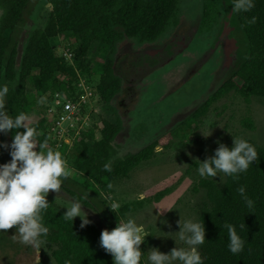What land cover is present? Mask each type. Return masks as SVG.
<instances>
[{"label": "trees", "instance_id": "16d2710c", "mask_svg": "<svg viewBox=\"0 0 264 264\" xmlns=\"http://www.w3.org/2000/svg\"><path fill=\"white\" fill-rule=\"evenodd\" d=\"M179 1L48 0L51 12L45 27L26 29L24 26L36 25L33 17L29 19L36 0H0L3 10L0 19V85L9 88L5 112L10 117L20 112L28 114L31 117L30 125L37 131V144L44 143L48 148L53 138L51 127L55 115L46 113L40 116L45 108L40 100L48 92L60 89L58 73H64L70 79L77 74L76 67L65 57L59 56L52 43L62 34L78 38L79 45L73 49L77 66L91 76L100 74L98 93L105 104L114 110V99L122 86V80L114 70L117 46L127 40H134L139 45L160 41L181 22ZM219 3L220 6L216 0H206L204 31L212 29L218 20L223 2L219 0ZM235 15L249 44L247 47L245 43V55L242 56L240 52V63L229 79L200 111L181 126L200 121L216 101L232 91L247 102L253 96H264V0H254V7L250 11L235 12ZM101 50L106 52V57L98 67L92 69L91 64ZM29 82L33 83L36 95L28 92ZM244 124L251 130L255 129V123L250 118L244 119ZM123 129V122L118 116L115 122L106 119L102 138L94 139L91 146L81 140L73 162L74 169L87 182L107 194L112 192L118 180L128 178L143 162L153 159L157 146L169 148L174 138L171 131L143 149L114 159V145L118 142V136L123 134ZM16 131L23 132L24 129L0 133V141L10 145ZM246 140L258 152V159L253 161L247 172L236 177L227 176L224 187L217 186L210 179L202 181L213 203L212 210L204 211L201 217L206 229L205 242L199 247L203 264H264V146L251 139ZM9 151L0 149V164L10 161ZM106 164L110 165L111 171L105 169ZM196 165L199 166L198 163ZM240 187L245 188L243 194L238 191ZM61 188L76 201L87 192V200L83 201L82 208L93 221L81 228V219L66 221V210L48 201L50 207L44 213L43 222L49 231L42 239L50 246H56L51 247L57 264H65L66 261L70 264H113V257L100 247L102 231H111L128 213L142 209L146 199L125 204L113 212L109 203L89 188L85 181L69 177L62 181ZM165 194L162 192L158 199ZM245 196L254 202L251 209L247 207ZM227 223L235 225L245 241L244 249L239 254L229 251L228 231L224 227ZM141 264H145L143 255Z\"/></svg>", "mask_w": 264, "mask_h": 264}, {"label": "rangeland", "instance_id": "374dc122", "mask_svg": "<svg viewBox=\"0 0 264 264\" xmlns=\"http://www.w3.org/2000/svg\"><path fill=\"white\" fill-rule=\"evenodd\" d=\"M194 1L195 0L179 1L178 7L180 11L179 14L181 13V22L184 20L185 14ZM216 3L219 5V0H216ZM227 3L230 9L229 16L236 17L232 5L233 1L228 0ZM33 8V18L36 20V28L45 27L51 12V6L48 0H36ZM232 22L236 28L233 35L239 40L241 54L244 56L247 50L245 43L247 47L249 44L236 18ZM212 24H210V27ZM219 25V17L212 29H210V27L208 28L210 30L204 31L202 25L201 31L195 40L196 43L205 46L207 44H212L220 32L221 27H219ZM176 29L177 27L171 28L160 41L171 36ZM77 39L78 38L75 36L62 34L53 39L52 43L57 49V54L64 57V47L70 46L72 50L75 49L79 45ZM126 42L139 45L134 40H127ZM197 44L194 46H198ZM105 54L106 52L101 50L100 55L93 60L91 67H94V69L98 67L100 61H103L106 57L104 56ZM66 59L72 64L70 58ZM209 70L210 64L204 69H201L200 72L185 83L182 88L177 89L163 101L156 104L151 110L139 111L134 117L133 122H135V124L129 131L130 136L127 141L120 138L121 141L117 144L115 143L114 159L124 158L130 153L143 149L146 146L147 139L153 135L156 130L158 131L161 129L158 128L163 120L171 115L178 107L184 103H189L193 98L197 97L205 90L210 83H208V81H210L208 80ZM58 77L60 79V76ZM92 78L94 83H100L99 73L93 75ZM162 88V85L155 84L145 96V100L147 102H152L158 97L156 95L159 94ZM28 92L34 95L37 94L32 82H29ZM117 113L118 110L116 107L113 110L107 104L102 106L101 116L107 120L115 122L117 116L120 118ZM150 115L151 117L148 118ZM246 118H250L254 121V130L249 129L244 124V119ZM183 124L185 123H181L170 131L162 133L161 137L172 131L174 138L170 147L163 148L162 146H157L155 157L149 161L143 162L131 172L128 178L118 180L114 184L112 192L109 194L99 191L94 184L87 182L85 178L74 169L72 163L70 165L68 164L70 172L69 177L79 181H85L89 188L99 193L101 198L109 204L116 201L119 202L121 208L125 204L140 200L141 195L144 196V199H146L144 207L128 213L124 219L136 217L137 223L143 222L146 225V230L149 235L145 237V241L140 246L145 264L147 262V255L153 249H158L162 253L167 254L173 248L183 246L182 242L178 240L180 221L182 219L192 218L202 222L201 217L203 212L212 210L213 203L208 197L207 189L202 185L204 179L213 180L219 187H224L226 185L228 177L223 176V174H218L213 178H201L197 173V163L199 165V163H203L205 160L214 157L216 150L221 144L231 149L234 147V140L236 138L251 139L259 145L264 146V96H253L251 101L247 102L240 94L232 91L216 101L211 106L208 114L202 117L200 121L181 126ZM209 126L211 135L206 137L205 135L208 134ZM123 133L125 134V132ZM88 136L93 137L94 132L90 130ZM96 138L101 139V134L99 133L96 135ZM92 144L93 143L89 146ZM162 192H166L165 196L158 199V196ZM74 199V197L68 195L62 188L59 192L50 191L47 196L48 201L55 202L66 211V206L76 202ZM120 208L116 210H120ZM157 208L162 211L167 209L168 211H164L162 215H157ZM82 210L84 211L83 208ZM76 218L81 219L80 217ZM88 219L93 221L89 216ZM17 235H19V233L15 227L6 231L0 230L1 258L5 257L8 253L9 249L7 247L15 243L14 240ZM42 243V247H40L44 248V252L46 253L43 257V262L47 264H57L52 255V251H50L47 246L48 244L45 241Z\"/></svg>", "mask_w": 264, "mask_h": 264}, {"label": "clouds", "instance_id": "9594fccd", "mask_svg": "<svg viewBox=\"0 0 264 264\" xmlns=\"http://www.w3.org/2000/svg\"><path fill=\"white\" fill-rule=\"evenodd\" d=\"M234 12H247L254 7V0H233ZM9 93L7 85H0V133L16 131L11 144L0 141V149H10V161L0 164V230L16 228L22 243L39 247L42 238L47 236L48 227L44 225V213L50 205L47 196L50 191L59 192L62 181L69 178L68 162L60 151L47 148L44 143L37 144V131L30 125L31 117L20 112L10 117L5 112V98ZM40 103H44L41 98ZM205 135V134H204ZM211 135L210 126L208 134ZM258 159L256 147L246 139L234 140L231 149L221 144L215 156L199 163L197 173L201 178L223 176L236 177L245 173ZM111 171L110 165L104 166ZM111 187V186H110ZM238 191L243 194L244 187ZM140 199H144L141 195ZM247 207L251 209L254 202L247 196ZM87 200V192L82 199L66 206L64 215L66 221L73 222L81 218V228L91 221L82 210L83 201ZM113 212L120 208L119 202L113 201L108 205ZM158 214L164 211L157 208ZM228 231L229 251L239 254L244 249L245 241L237 232L236 226L230 223L224 225ZM204 223L192 218L180 221L178 240L183 246L173 248L165 254L153 249L147 255L146 264H203L199 247L205 242ZM149 235L143 222L137 223L136 217H129L118 222L111 231L105 229L100 236V247L113 257V264H141V244ZM65 264H70L66 261Z\"/></svg>", "mask_w": 264, "mask_h": 264}, {"label": "water", "instance_id": "95a60500", "mask_svg": "<svg viewBox=\"0 0 264 264\" xmlns=\"http://www.w3.org/2000/svg\"><path fill=\"white\" fill-rule=\"evenodd\" d=\"M223 4L226 8L227 0H223ZM205 8V0H195L170 40L149 44L139 49V53L135 52L141 57L147 55L157 56L161 58L159 63L154 66L148 64L143 68L127 64L126 67L122 68V90L115 97L114 106L117 108L124 124L128 125L133 122V117L140 110L149 111L154 108V105L161 102L155 100L147 102L145 100V96L155 84L162 85L164 89L169 86L171 92L166 94L169 96L177 89L182 88L207 64H210L208 75L211 81L209 85L189 105L176 109L171 122L164 123L160 130L154 132L147 139L146 146L159 139L162 133L170 131L190 118L211 95L225 84L240 63V47L238 40L231 38V29L233 28L228 27L229 24L225 26L220 38L221 41H224V47L219 55H217L218 49L213 46L214 41L206 46L196 43L195 40L203 25ZM196 44L198 46H194ZM127 45L139 46L133 43ZM169 46H173V54L168 52L167 48Z\"/></svg>", "mask_w": 264, "mask_h": 264}, {"label": "built area", "instance_id": "2783aa9c", "mask_svg": "<svg viewBox=\"0 0 264 264\" xmlns=\"http://www.w3.org/2000/svg\"><path fill=\"white\" fill-rule=\"evenodd\" d=\"M64 48L63 56L70 58L77 74L70 79L68 75L58 73L61 87L42 97L45 108L40 116L46 113L55 115L51 127L53 138L48 148L60 151L70 165L77 156L81 140L90 145L94 143L96 135L100 133L102 136L106 118L101 114L102 106L106 104L98 93L99 84L94 83L92 76L77 66L75 53L70 46ZM90 130L94 132V138L88 136Z\"/></svg>", "mask_w": 264, "mask_h": 264}, {"label": "flooded vegetation", "instance_id": "af4514ba", "mask_svg": "<svg viewBox=\"0 0 264 264\" xmlns=\"http://www.w3.org/2000/svg\"><path fill=\"white\" fill-rule=\"evenodd\" d=\"M221 1L223 2V0H221ZM227 2H228V0H227ZM2 15H3V10L0 7V19H1ZM229 15H230V9L228 7V3H227V7L226 8L224 7V4H222L221 13L219 15V23H220L219 27H221V28H220V32L216 36V39L214 40V44H213L214 48L218 49L217 55H219L220 52H222L223 47H224V41L223 40L221 41L220 38H221V35H222V33L224 31V28H225V26L227 24H229L228 27L233 28V29H231V31H232L231 32V38H235V36L233 34H234V31L236 30V28L233 25L232 21L235 20L236 17L229 16ZM32 17H33V14H32V16H29V19L32 18ZM24 27H26V29L31 27L33 29V28H36V25L34 23V25L31 24L30 26H24ZM173 34H174V32H173ZM173 34H171V36L163 39V42L170 40L173 37ZM127 44H128V42H125V43H123L121 45H118L117 46V50H116L117 52L114 55V70H115L116 75L121 78L122 84H123V79H122V76H121L123 74L122 68H124V66L126 67L127 64H132L134 66H140V67L143 68V67H146L148 64H151V65L154 66V65H156L157 63H159L161 61V58H158L157 56H155V57L152 56V55H147L145 57L138 56L139 49H141V48H143V47H145L147 45H143V46L139 45V46L132 47V46H129ZM238 45L240 47L239 40H238ZM167 50H168V52L170 54H173V52H174L173 46H169L167 48ZM135 52H138V53H135ZM240 52H241V49H240ZM208 80L211 81V78H210L209 75H208ZM210 81H208V83ZM121 90H122V86H121ZM169 92H171L170 89H169V86H166L165 89L163 88V90L161 92H159V94L156 95L158 97H156L154 100L155 101H163L162 99H165L166 97H168L166 94L169 93ZM213 95H211L208 98V100H210V98ZM195 98H193L189 103H184L183 105H181L177 109H181L182 107L189 105ZM203 105L201 106V108L203 107ZM154 107H155V105H154ZM201 108H199L195 113H193L192 116H194L198 111H200ZM140 112H141V110H140ZM174 114H175V110L171 113V115H169L167 117L168 119L166 118L165 120H163L161 122L160 127L158 129H160L164 123L171 122V119L174 117ZM192 116H190V118ZM149 117H151V115L148 116V118ZM120 118H121V116H120ZM190 118H188V119H190ZM121 120H122L123 125H124V129H123L122 133L125 132V134L121 133L122 135H119L117 143H119L121 141L120 138H122V140H124V141H127V139L130 136V132L129 131L131 130V128L135 124V122H132V123H130L128 125H125L122 118H121ZM135 120H136V118H135ZM133 121H134V117H133ZM185 122H183V123H185ZM14 241H15V243H12V246H8L7 247L9 249V251L5 255V257H3V258L0 257V264H47L46 262H43V257L46 254L44 252V248H41L43 243H41L39 245V247L25 245L24 243L21 242L19 235L16 236ZM43 241H45L48 244L47 246L50 249V251H52V255H53V248H55L56 246L51 245L53 247L52 248L50 246V244L46 240L42 239V242Z\"/></svg>", "mask_w": 264, "mask_h": 264}]
</instances>
